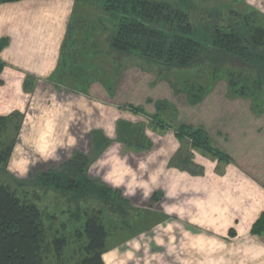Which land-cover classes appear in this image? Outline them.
<instances>
[{"label": "crops", "instance_id": "obj_1", "mask_svg": "<svg viewBox=\"0 0 264 264\" xmlns=\"http://www.w3.org/2000/svg\"><path fill=\"white\" fill-rule=\"evenodd\" d=\"M244 1L249 6L257 7L261 1V6H264V0ZM83 2L87 1L16 0L0 3V40L7 41L0 51L3 61L0 73V116L13 112L25 114L31 94H43L50 99L52 93L60 90L58 86H68L72 84L70 81L75 85L76 80L83 82L75 86L86 87L87 91L76 90L78 94H73L78 100L84 98L91 101L90 109L99 115V118L97 115L95 118L100 119L99 125L91 131L89 152L84 153L91 154L94 151L93 132L96 130L109 139L118 140H111L90 166L89 172L114 188H122L123 196L131 202L133 199L147 201L145 204L140 203V207L149 209L156 218L150 226L111 245L103 255L105 264H264V233L256 235L251 231L254 222L264 212V187L255 190L249 184H257V181L241 174L243 172L238 159L244 152L240 157L235 156L227 151L228 148L217 136L213 137V128L209 126H212L210 119H213L214 114L210 110L198 125L206 128L212 139L231 155L232 160L220 161L196 150L197 154H201L199 160L194 157L200 171L192 172L190 168L186 170L170 164L180 145L169 130L162 132L149 126L145 128V133L152 143L150 149L122 152L124 147L132 148L130 144L119 140L122 131L126 130L125 125L129 130H138L139 123H148L145 115L120 107L124 104L142 105L148 112L154 113V101L168 100L178 109V122L188 124V108L191 105L187 96L176 94L166 81H156L154 73L141 68H127L120 76L115 93L111 95L102 82V79H113L111 72L106 70L81 77L75 70L70 76L54 79L68 28ZM83 15L86 17L85 12ZM107 50L105 47L103 53L106 54ZM214 91L197 105L208 109L219 95ZM219 93L223 94L222 90ZM149 98L153 102H148ZM227 100L235 101L240 111L242 107H248V111L243 112L245 116L242 123L237 122L239 127L234 130V137L239 139L246 129L256 130L257 118L249 113L248 100ZM114 115L115 127L111 129ZM142 117H145L143 121ZM246 123L250 128L246 127ZM112 133L115 138H112ZM248 134L249 139L257 141L255 132ZM20 142L21 136L9 159L12 165L19 166L22 150L26 152L28 149L19 148ZM77 150L81 149L75 148L73 151ZM248 154L257 160L256 150L249 149ZM155 193H158L156 200L153 199ZM242 194L250 199L253 206L251 217H246L240 203ZM198 213L203 219L200 224L194 222Z\"/></svg>", "mask_w": 264, "mask_h": 264}, {"label": "trees", "instance_id": "obj_2", "mask_svg": "<svg viewBox=\"0 0 264 264\" xmlns=\"http://www.w3.org/2000/svg\"><path fill=\"white\" fill-rule=\"evenodd\" d=\"M10 1L16 0H0V3ZM189 7L188 5V11ZM188 11L183 5L167 0H102L99 12L101 15H109V18H99L97 21L110 22L111 33L107 39V45L105 41L106 46L101 42H95L92 31V29L96 31L95 23L84 29V40H77V48L73 50L77 63H73L71 72L76 70L80 77L84 74L94 75L91 63L94 57L104 54L102 49H96L101 48L102 45L121 55L136 56L139 60L148 63L150 68L158 66L168 69H188L196 62L216 57L223 63L237 60L252 65L251 67L254 68L252 76L247 75L241 78L232 75L230 77L231 72L230 74L226 72L227 76L223 65L222 70H220L221 67L215 66L211 70L210 84L191 82L184 83L183 87L178 88L176 83L168 78L167 80L159 73L160 71L156 72V75L158 80H166L176 94H186L190 105L201 103L217 81L227 79L228 97L250 99L252 113L254 115L264 113V18H254L249 13L239 15L241 18L227 24L207 23L203 26L205 36L202 38L197 34ZM74 22L75 18L72 19V24L68 28L61 62L54 75L55 80L67 72L65 70H67L68 61L65 53L67 46H71L70 43L75 41V31L78 30ZM104 28L106 29V26ZM6 42L5 39L0 40V51ZM2 68L3 61L0 58V73ZM115 80L113 78L112 85L102 79L111 95L116 91ZM1 83L2 79H0ZM77 90L87 91V88L79 86ZM147 101L153 102L150 98ZM154 104L156 106L154 113L148 112L142 105L127 103L120 106L135 114L145 115L152 122L150 125L139 123L138 130H129V127L125 125L126 130L122 131L119 138L121 142L130 144L136 150H148L152 147V143L145 133V128L152 126L162 132L174 128L179 141L188 140L196 150H201L220 161L232 160L228 153L214 144L204 126L174 124L178 114L174 104L164 99L156 100ZM22 115L20 112H13L0 116V132H7L14 118ZM122 125L123 123L120 124ZM93 133L92 154L88 155L77 150L60 167L36 175L34 181L42 186H52L60 191L71 192L79 199L100 200L104 205L112 208V212L115 213V209L120 210L123 214L121 215L123 224L118 228L114 224L108 227L112 223L109 222L106 226V220H103L100 210H97L87 217L83 230H76L73 235H70L69 229L64 224L56 228L46 221L44 211L36 201L31 199L33 196L18 193L8 183L0 182V264H105L103 255L110 247L108 241L112 235L120 233L124 235L123 230L128 226L131 230L130 236L154 223L155 214H152L149 209L140 207H136L139 209L137 213L146 215L145 220L141 221V217L139 219L137 216L133 223H129L126 207L129 209L133 207L131 201L126 199L119 190L90 175L91 163L111 143V140L99 130ZM15 144L16 140H12L10 144L0 148V165L2 164L6 170ZM192 164L196 167L191 157H181L179 153L171 160V165L186 170ZM193 170L192 172H195ZM157 194L153 195L154 200L157 199ZM251 231L256 235L264 233V212L254 222ZM71 236L73 240L82 237L84 243L82 247L80 246L81 255L66 258L68 248L73 245ZM124 236L123 239L127 235Z\"/></svg>", "mask_w": 264, "mask_h": 264}, {"label": "rangeland", "instance_id": "obj_3", "mask_svg": "<svg viewBox=\"0 0 264 264\" xmlns=\"http://www.w3.org/2000/svg\"><path fill=\"white\" fill-rule=\"evenodd\" d=\"M167 1L174 4L176 3L179 5H183V7H185L187 11L188 5L190 6V9L188 11L189 18L195 25L197 34L202 38H204L205 36L203 26L207 23L227 24L228 22H234L238 18H241V16L239 15L249 13L254 18H264V6H261V1L259 2L258 7L257 5L249 6L247 3H245L244 0ZM101 2L102 0H91L88 2H83L81 3L80 8L76 10L79 14L75 13L74 23H76V28H78V30L75 31V41L72 44L70 43L71 46H67L68 49L65 53V57L68 61V67L67 72L65 71L66 73H64L63 76H70L72 74L70 68L74 67L73 63L76 62V55L74 54L73 50L77 48V40H84V29L89 28L92 24L95 23L97 25L95 29L96 31L92 29L96 39L95 42H101L104 44L105 41L107 45V39L111 33L109 27L110 22H104L103 20L102 22L97 21L99 18H109V15L107 16L100 14L99 11ZM84 12L86 13V17L85 15H83ZM105 26L106 29L104 28ZM104 45H102L101 48L96 49L104 50ZM91 65L92 68H94L92 69V72H94V74H98V70H106L108 72H111L113 78L116 79V89L120 81V76L122 72L125 69L132 67L141 68L143 71L152 72L155 75L156 72L160 71L159 73H161L162 76L176 83L178 88L183 87L184 83L189 84L191 82H197L203 85L210 84L212 82L211 70H213L215 66L221 67L220 70H222L223 65L226 75L227 73L231 72V74L229 73L230 77L232 75L241 78L247 75L252 76V72L254 70V68L251 67V64L241 63V61L239 62L237 60L227 61L223 63L222 61H219L217 57L211 60L208 58V60L196 62L192 67L188 69H168L161 68L158 66H152V68H150L148 63L139 60L136 56L121 55L116 52H111L110 54L109 50H107V53L104 54L102 57H94ZM221 72L222 71H220V74H222ZM63 76H60L57 79H61ZM157 76L158 75H156V81H160L158 80ZM161 80L166 81L163 79ZM70 82L73 84V81ZM70 82L68 81V83ZM108 82L113 85V79ZM77 83L83 82L76 80V86ZM72 84H68V86H58L57 88H60V90L58 89L59 91H57V93L55 94L52 93L53 95H51L50 99L42 96L43 94H41L40 96H35L31 94L32 96H29L30 102L27 112L21 117L14 118V122L12 123L7 132H0V144H2L0 148H2L4 145L10 144L12 140H16L17 142L20 136L21 142L19 144V148H28L26 152L22 150L21 155L19 154L21 158L18 163L19 166L16 164L12 165V163L8 161L6 170L4 169L2 164L0 165V182L8 183L13 189H16L18 193H22L25 195L27 194L29 197L33 196L31 199L34 202L36 201L39 207L44 211L46 221L53 224V227L56 228L62 227L64 224L65 227L67 226V228L69 229L68 234L70 235H73L76 230H83L87 217L92 215V213L97 212V210H100L103 220H106V226L109 222H112L109 224L108 227H112V225L114 224L116 225V228H118V226H121L123 224L121 219V215L123 216V214L120 212V210L115 209L114 213L112 212V208L104 205L100 200H85V198L79 199L74 197L71 192L60 191L52 186H42L41 184H38L36 181H34L36 175L42 172H47L50 169L58 168L67 160H69L70 157L73 155V150L75 148H80L82 152H89L91 131L99 125L100 119L95 118L96 115L97 118H99L98 114H96L95 112L92 113L90 109V107L92 106L91 101L84 98H80V100H78L76 95L73 94V92L77 93V88L75 85ZM213 90H215L214 93H218L219 95H217L215 102H211L208 109H204V106H198L197 104V106L191 105V108H188V124L199 126L198 124L201 123L200 119L204 118L206 116V112L208 113V111L210 110L214 114L213 119H210L212 126H209L211 129L213 128L211 132L213 134V137L217 136L219 141L228 148L227 151L231 154H235V156L240 157V154L244 152L241 154V159H238L240 161V169L243 172L241 174L245 176V178H251V180L257 181V184H249L255 190L264 187V166L259 165L264 164V113L260 115H254L251 111V100L247 99V103L250 104L249 113L257 118V128L256 130L251 129L248 126V123H246V127L248 126V128L250 129L244 130L243 132L246 133L242 134V136L237 139L236 136L234 137V134L236 133V131L234 132V130L238 129L239 127L237 122L242 123V118H244L245 116L243 112L245 110L248 111V107L244 106V108L242 107L240 111L235 101L229 102L227 100L228 98H230L227 94V79L217 81L214 84L211 92L206 96L207 98L212 95ZM218 90L219 92L220 90H222L223 94L219 93ZM43 92L45 91H42L41 93ZM45 94L46 93H44V95ZM43 97L45 98V100L43 99ZM115 114L117 115L118 113ZM145 117L148 119V124H152L150 119L147 116ZM144 118L142 120H138L143 121ZM111 121L112 122L110 128L113 129V127H115V115L113 116ZM174 124L181 123H179L176 118ZM217 128H219V131H217ZM168 130L170 134H174L176 137L174 128H170ZM149 132L152 133V131ZM252 132H255L257 141H252L251 139H249L250 135L248 133ZM151 136L153 135L151 134ZM115 137V134L112 133V138ZM110 140L118 141L116 139ZM212 140L216 146L225 151L223 147L214 140V138ZM177 141L179 142L178 145H180V147L176 155L179 153L181 157H191L196 167H193L192 164L189 166V168L192 170L194 169L195 172H199L200 167L195 163L194 160L195 158L199 160L201 158V154L196 153V149L191 146L190 141H179L178 139ZM236 148L239 149L236 150ZM129 149L136 150L135 148L124 147L122 152L126 153L127 151H130ZM249 149L256 150V156L258 161L254 160L255 157L250 158L248 154ZM30 158L33 159L30 160ZM96 159L93 162H95ZM93 162L91 163V165L93 164ZM255 162L259 164H254ZM95 178L100 179L99 177ZM104 183L111 186L110 183ZM115 189L119 190L121 193L123 192L122 188ZM240 196V203L242 204L243 210L246 212V217H251L250 213L253 210V206L251 205L250 199L244 197L243 194ZM125 198L128 199L127 197ZM146 202L147 201H142V199H133L131 202L133 207H131L130 209L126 207V211L128 213L126 216L128 218L129 223H133V220L137 219V216L139 217V219L141 217V221L145 220L146 215H144L143 213L142 215L138 214L137 212L139 209L136 207H140V203L145 204ZM194 218L196 220L194 222L199 224L202 222L201 220H203L201 218L200 213H198V215ZM129 233H131V230H129V227L127 226L123 230V234L129 236ZM124 235H122V233H120L119 235H112L108 241L109 246L116 244L119 241H122L123 237H125ZM72 241L73 245L72 247L68 248L67 256H65L66 258H72V256H79L81 252L80 246L82 247V244L84 243L82 237L73 240V236H71V242Z\"/></svg>", "mask_w": 264, "mask_h": 264}]
</instances>
